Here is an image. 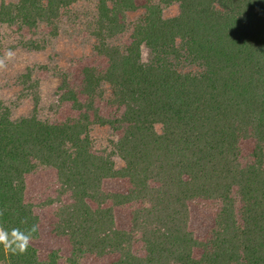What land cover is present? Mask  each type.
Listing matches in <instances>:
<instances>
[{"label":"trees","instance_id":"1","mask_svg":"<svg viewBox=\"0 0 264 264\" xmlns=\"http://www.w3.org/2000/svg\"><path fill=\"white\" fill-rule=\"evenodd\" d=\"M76 2L0 0V25L48 26L55 35ZM136 3L96 0L92 35L107 68L82 70L85 101L61 78L60 100L78 111L77 119L42 121L30 72L23 77L34 106L29 114L14 117L0 89V226L27 232L39 225L25 199L26 177L37 166L51 167L60 198L70 197L67 204L59 198L54 231L68 238L71 264L86 254L115 255L111 264H264V0H147L143 17L129 27ZM174 4L178 14L164 17ZM128 31L130 42L117 44ZM184 65L192 69L183 72ZM96 98L123 109V132L109 153L93 150L92 126L112 123L99 116ZM247 136L254 139L253 162L242 167L239 142ZM110 178L127 179L130 187L106 192ZM197 198L221 203L206 240L189 227V202ZM132 203L140 206L130 227L119 229L115 208ZM38 234L39 228L23 254L0 245V264H59L57 252L39 257L32 246ZM136 237L144 256L132 251Z\"/></svg>","mask_w":264,"mask_h":264},{"label":"rangeland","instance_id":"2","mask_svg":"<svg viewBox=\"0 0 264 264\" xmlns=\"http://www.w3.org/2000/svg\"><path fill=\"white\" fill-rule=\"evenodd\" d=\"M147 0H137V11L127 15V24L132 25L141 19L145 12ZM96 0H77V2L61 16L56 34H51V28L41 26L36 31L16 25H0V58L11 51L14 55L11 60H5L6 67L0 69L1 97L11 108L14 117L29 114L34 106L29 93L28 83H24V75L31 73L32 80L38 82L37 92L40 97L38 116L48 123H62L78 118L79 113L72 108L69 102L60 100L62 94L61 81L66 76L68 84L81 101L86 97L81 93L82 70L93 67L104 71L108 62L106 57L95 50L96 40L92 35ZM178 14V4L163 9L164 17H173ZM29 42L40 44L43 48L36 49ZM130 42V31L116 39L117 44L127 45ZM143 60L148 57L146 48L142 49ZM43 67V68H42ZM192 67L181 66L183 72ZM33 84V83H32ZM94 105L98 114L105 121L112 123L104 126H92L93 150L96 153H109L114 143L123 132L118 128L123 109L111 104L106 98H96ZM114 124V125H113ZM254 139L251 136L241 138L239 142V163L242 167L253 162ZM118 167L122 162L114 158ZM130 184L127 179L110 178L103 182L106 192H126ZM60 184L54 168L37 166L26 177L25 199L34 209L39 218V234L32 241V246L38 251L39 257L44 260L52 252L59 255V264H71L72 248L65 236L55 233L57 222ZM232 197L236 209H239L238 188L232 190ZM61 203H70L69 195L60 198ZM139 203H132L115 208L116 224L119 229L128 230L131 213L139 207ZM221 203L218 200L197 198L189 202L190 230L199 240L210 237L216 215ZM132 251L137 256H144L143 243L136 237ZM201 250L196 249L194 256L199 258ZM115 255L96 256L86 254L76 264H111Z\"/></svg>","mask_w":264,"mask_h":264},{"label":"clouds","instance_id":"3","mask_svg":"<svg viewBox=\"0 0 264 264\" xmlns=\"http://www.w3.org/2000/svg\"><path fill=\"white\" fill-rule=\"evenodd\" d=\"M11 51L6 53L4 58H0V69L6 67L5 60L13 58ZM4 211L0 210V216H3ZM39 225H33L27 232L19 228H12L9 232L4 227L0 226V245L3 246L6 252L11 251L13 254L25 253L29 247V243L33 238V234L38 231Z\"/></svg>","mask_w":264,"mask_h":264}]
</instances>
